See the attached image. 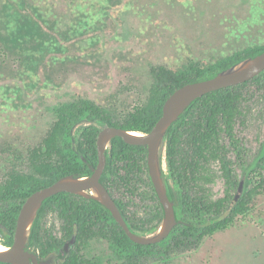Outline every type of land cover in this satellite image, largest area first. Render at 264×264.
<instances>
[{"label": "trees", "instance_id": "trees-1", "mask_svg": "<svg viewBox=\"0 0 264 264\" xmlns=\"http://www.w3.org/2000/svg\"><path fill=\"white\" fill-rule=\"evenodd\" d=\"M262 51L264 44L205 65L197 61L179 69L153 65L147 99L123 111L82 97L59 105L47 135L31 151L27 171L12 172L0 183V242L14 244L21 208L32 193L68 175L93 173L104 127L149 133L176 89L212 78ZM164 142L168 171L162 168V173L179 220L167 238L137 243L97 200L60 192L41 207L28 249L42 260L52 257V264H103V258L84 252L91 241L102 240L111 250L110 264H154L194 251L208 237L234 226L255 196L264 194V71L197 99L168 129ZM101 181L132 231L151 235L160 229L164 209L149 174L148 146L113 138ZM242 181L244 190L236 200ZM50 214L57 224L48 225ZM65 248L67 255L57 262V253Z\"/></svg>", "mask_w": 264, "mask_h": 264}, {"label": "rangeland", "instance_id": "rangeland-1", "mask_svg": "<svg viewBox=\"0 0 264 264\" xmlns=\"http://www.w3.org/2000/svg\"><path fill=\"white\" fill-rule=\"evenodd\" d=\"M262 44L264 0H0V183L27 171L59 105L82 97L123 111L147 99L153 65H205ZM84 252L110 264L105 241ZM154 264H264V194L198 249Z\"/></svg>", "mask_w": 264, "mask_h": 264}, {"label": "water", "instance_id": "water-1", "mask_svg": "<svg viewBox=\"0 0 264 264\" xmlns=\"http://www.w3.org/2000/svg\"><path fill=\"white\" fill-rule=\"evenodd\" d=\"M264 71V51L251 57L241 64L224 71L212 78L187 83L176 89L166 100L163 114L149 133L130 131L120 127L106 126L98 136L99 163L93 167V173L86 177L68 175L53 184L32 193L24 202L17 221L14 244L0 250V261L12 264H52L53 258L42 260L39 254L28 249V238L31 227L44 202L60 192H69L92 198L100 202L123 227L128 236L140 244H153L167 238L178 224L176 207L170 198L160 161V150L168 129L183 113L200 97L238 85L253 79ZM115 137H122L134 145L148 146V166L151 180L164 209V219L158 233L140 235L129 227L116 200L103 184L101 178L107 165V149ZM244 190V182L239 187L236 200ZM96 191L97 194H94Z\"/></svg>", "mask_w": 264, "mask_h": 264}, {"label": "bare ground", "instance_id": "bare-ground-1", "mask_svg": "<svg viewBox=\"0 0 264 264\" xmlns=\"http://www.w3.org/2000/svg\"><path fill=\"white\" fill-rule=\"evenodd\" d=\"M6 246H0V250H5Z\"/></svg>", "mask_w": 264, "mask_h": 264}]
</instances>
